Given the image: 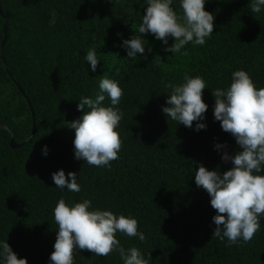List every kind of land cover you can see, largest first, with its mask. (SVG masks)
I'll return each instance as SVG.
<instances>
[{"label":"trees","instance_id":"16d2710c","mask_svg":"<svg viewBox=\"0 0 264 264\" xmlns=\"http://www.w3.org/2000/svg\"><path fill=\"white\" fill-rule=\"evenodd\" d=\"M250 3L205 0L214 16L212 36L203 46L186 45L188 55H172L154 35L138 31L147 0H0V241L28 264H50L58 230L54 207L61 198L69 206L88 199L90 210L138 221L143 242L120 233L117 239L150 257L149 264H264V216L248 243L212 239L216 213L195 183L201 164L222 173L231 167L223 153L241 150L214 118L212 90L228 88L237 70L246 71L257 90L264 88V8L252 14ZM171 7L182 17L180 0ZM133 35L145 40L146 56L127 57L121 45ZM91 49L99 60L95 72L84 60ZM186 73L206 83L208 108L200 121L206 128L200 131L197 122L188 128L162 112L170 93L164 84L182 83ZM102 78L123 90L115 106L123 113L115 129L122 147L110 166L96 167L75 159L69 123L83 115L81 97L95 99ZM102 106H111L107 97ZM33 120V136L12 148L10 139L21 143L30 136ZM61 169L66 177L77 174L80 192L55 186L52 174ZM74 264L123 261L116 252L97 257L78 250Z\"/></svg>","mask_w":264,"mask_h":264},{"label":"clouds","instance_id":"9594fccd","mask_svg":"<svg viewBox=\"0 0 264 264\" xmlns=\"http://www.w3.org/2000/svg\"><path fill=\"white\" fill-rule=\"evenodd\" d=\"M173 0H147L145 14L138 31L151 33L162 41L165 52L172 55L181 53L189 43L203 46L214 30V16L205 10V0H180L182 17L171 7ZM264 8V0H251L250 12L257 14ZM182 21V22H181ZM118 35H120L118 33ZM174 43L168 45L169 38ZM127 51V57L135 59L137 54L147 55L145 40L140 36L123 40L121 45ZM148 51L152 49L149 47ZM188 55L187 51L182 52ZM84 60L95 72L99 63L96 50L87 52ZM166 107L162 112L172 121L195 130L206 128L204 114L208 105L203 100L206 83L203 78L184 75L182 83H166ZM214 118L219 121L224 132L230 133L241 149L235 155L225 151L221 159L231 163V167L220 172L208 170L202 164L195 172V183L210 197L211 207L215 210L212 220L215 229L212 239L224 241L228 246L238 241L250 242L260 230V217L264 216V88L257 90L249 74L244 70L232 73L230 86L226 89H214ZM123 96L119 84L109 78L99 81V92L95 99L81 97L77 105L83 115L70 124L75 131L74 157L91 166H110L117 160L122 147L119 133L115 130L123 113L117 106ZM106 97L111 106H102ZM88 109V110H86ZM216 149L226 145L216 144ZM47 155V147L43 149ZM70 178V179H69ZM56 187L66 188L70 192H80L75 172L67 173L61 169L52 174ZM91 200L69 206L61 198L53 210L55 223L58 225L54 251L50 264H74V253L87 250L97 257H107L111 253L119 254L123 264H149L136 247L125 249L117 239V233L128 237H138L141 242L145 235L138 231V221L132 217L115 215L110 210H90ZM0 260L2 264H28L26 258H18L7 241H0Z\"/></svg>","mask_w":264,"mask_h":264},{"label":"water","instance_id":"95a60500","mask_svg":"<svg viewBox=\"0 0 264 264\" xmlns=\"http://www.w3.org/2000/svg\"><path fill=\"white\" fill-rule=\"evenodd\" d=\"M5 38H6V36H4L3 42L5 41ZM34 129H35V122H34V120H33L32 131H31L30 136H29L25 141H23V142H21V143H15V142L13 141V139H10V146H11L12 148H17V147L21 146L22 144L26 143V142L28 141V139H29L30 137L33 136V134H34Z\"/></svg>","mask_w":264,"mask_h":264}]
</instances>
